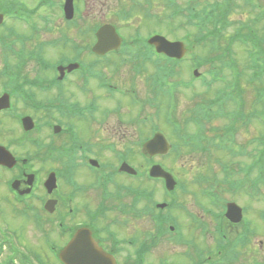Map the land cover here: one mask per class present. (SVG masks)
I'll return each mask as SVG.
<instances>
[{
	"label": "rangeland",
	"instance_id": "1",
	"mask_svg": "<svg viewBox=\"0 0 264 264\" xmlns=\"http://www.w3.org/2000/svg\"><path fill=\"white\" fill-rule=\"evenodd\" d=\"M48 1L41 0L40 2L37 0L39 3L37 4L36 0H20L22 2L21 5L24 7L30 9L36 7L38 14L33 19L35 23L32 25L26 23L25 27H22L18 22L13 24H15L17 31H23L27 34L32 32V29L28 28V26L31 28L35 27V37L39 41H50L56 38L58 42L55 45H48L52 63L63 55L68 56V47L63 49L59 45L64 40V33L75 39L74 46L77 45L80 49L82 42L85 43V41H82L81 33L86 32L88 37L86 42L92 43L94 37L91 34L95 25L100 21L115 22L128 39L131 34L132 37H137L138 42L145 41L147 37L155 32L172 40L184 39L189 47L188 58L179 64L178 73L174 75L173 83H170L171 89L179 79L183 82L181 85L183 90L179 89V96L175 98L176 101L178 100L176 107L178 115L174 116L182 122L191 119L186 125L188 131L192 134L197 133L198 127L200 128L199 124L196 121L194 123L191 118L192 114H195V112L193 113V108L198 103L202 105L200 107L202 112L206 108V115L215 116H213L212 120H202L205 129L207 128L208 131L215 133V130L210 126L223 129L230 127L233 122H236L233 129L237 133L236 139L238 142H236V145L239 147L236 146V153L238 158L232 156L235 153H228V155L226 151L220 150L214 154V157L222 160L221 166L214 158H210L204 152L192 154V152L182 149L176 155L155 156L156 162H164L187 185L185 190L177 189V194H171L170 197H167L160 181L148 179L146 171L149 167L148 162L142 155L139 156L138 154L143 142L140 140L150 135L153 126H159L167 136L172 134V128L166 122L168 99L162 93H159L156 87V82H159L155 78L156 66L159 65L152 61L137 65L138 60H134L132 54L125 53H114L115 55H110L108 60L104 59L102 61L100 59L96 62H91L90 60L95 57H90V63L98 65V67L94 68L103 72V77L107 84L111 85L105 88L104 95L98 99L96 97L95 101L91 100L93 99L91 91L88 94L81 91L79 77L73 76L68 80L65 88L67 100L80 102L82 105L87 103L84 106L83 117L71 121L77 126L78 131L74 130L71 134L79 139L78 144L73 142L71 136L65 132L58 135L52 133L51 123L49 122L53 120V117L50 116L60 114H53L54 112L45 110L36 111L30 108L32 107L31 105L24 104L26 101L21 96H17L18 98L15 96L14 98L15 110L12 111L13 113L0 115L1 142L7 145L13 144L10 146L11 150L13 149L20 155L31 154L34 158L31 160L33 168L38 170L41 167L43 169L62 167L64 169L65 166L73 167L72 165H76L73 167L74 174L70 182L65 177H62L61 181L59 180L61 184L59 194L61 197L58 210L63 209L64 211L56 212L57 221L45 224L47 233H42V222H36L35 220L36 213H41L39 210L42 211L43 208L42 200L44 199V194L42 187H39L35 191V195L30 197L28 201L30 204L33 202L34 209L29 214H25L24 207L15 204L12 195L9 193L10 190L6 186L12 174L4 173L0 169V228H3L9 237L5 241L4 252L0 251V263L3 261L4 264L6 257L20 256L23 253L24 258L26 256V261L32 264H40V259H37V263L35 261L37 255L45 261L44 264H62L58 259L56 250L59 251L61 249L63 244L61 239H65L66 236L60 234L59 224L63 221V224L73 226L89 222L93 218L88 215L86 209L91 208L94 210L98 207L96 205L101 196V190L94 185L95 176L86 167L88 166V157H85L82 151L76 150L77 147L72 150L69 156L72 161H64L63 166L61 162L58 160L54 161L51 157V153L58 148L63 153H66L65 148L69 144L71 146L84 144L83 149H93V153L90 155L91 158L100 159L108 162V164H114L118 159V153L114 152V150L123 152L127 150L126 147L129 150H133L128 154V158L131 164L140 171L139 176L135 179L122 174L118 182H115L111 187L108 186L107 192L108 194L112 193L113 197H107L103 202L110 204L113 209H110L106 215L93 220V223L101 229L100 235L104 243L107 245L113 244L115 241L120 243L119 248L123 252L119 254V257L123 262L127 260L125 257L131 256L134 251L133 244H130L129 240H134L135 245H138V249L141 243L148 241L150 238L155 241V245L146 252L144 264H163L164 261L169 264H223L222 257L228 260L231 258L232 252H237L239 257L231 264L264 263L263 178L258 172L253 173L247 170L250 168L249 164L257 161L256 158H264V140L262 139V142H260L261 138H259L264 137V120L258 115H249L254 109H260V112L264 109V103L258 99L259 93L257 90V87L264 85V72L261 73L263 79H255L254 84L251 82L250 77L253 69H248L246 66L249 62L245 57V48L241 43H235L232 52L224 51L228 57L231 56L237 60L240 76L238 85L234 84L236 74L229 69L225 71L226 77L224 78L226 82L218 81L216 72L224 68L219 63V59L211 63V65L205 64L200 68V71L204 73V79L201 80L193 77L192 74L194 57L201 54V60L204 63L214 54L210 52L208 47L205 48L204 44H201V46L196 45L194 38L195 35H199V29L185 22L186 14L188 13L187 7L191 6L193 0H181V13L171 18L168 17V13L171 10L167 7L165 0H81L78 14L76 13L77 18H79L78 25H72V23L68 22L58 12V6L50 10L46 6H41L48 5ZM212 1L215 2V0ZM220 1L225 2V0ZM258 1L264 4V0ZM228 5L230 6L228 14L231 22V27L228 29L231 32L230 34L234 35L236 28L243 24L242 22H251V26L254 25L253 19L258 11L252 9L245 0H230ZM45 15H52V20L51 18L49 20L44 19ZM210 18L212 19V17ZM262 25H264V20L257 24L258 27ZM207 41L210 40H202L201 43ZM220 43L225 48L229 44L227 38L221 39ZM68 44L69 42L67 46ZM78 52L76 49V54ZM4 57L0 53V72L3 71L4 64L2 60ZM138 66L142 68L143 72H138ZM46 69L38 68L34 63H29L25 67L23 78L42 79L44 76L48 77L47 74L50 76L54 75V70V72L51 70L46 73L44 72ZM5 71L0 75V91L9 85L3 77ZM157 71L160 72V70ZM94 78H89L90 80L86 83L87 86H96L99 81L101 84L100 78ZM207 86L210 87L208 88ZM152 90H155L156 95L159 96L157 98L159 99L158 104L161 106L159 115H156L155 107L148 105L140 112L137 105L135 106L132 101L133 98L138 100H142V97L151 98L153 96ZM218 91H221V93L215 99ZM48 94L39 91L35 100L45 106L49 105L51 96H48ZM243 105L248 115H237L238 118L235 119L234 114L241 111ZM25 112L33 114L35 121L42 125V129H34L25 134L21 125L19 126L17 120L11 115ZM67 115L70 114L68 113ZM230 115H234V120ZM43 123H47V125L44 126ZM65 140L67 141L66 143L64 142ZM35 141H38L40 145L35 144ZM245 145L246 150L240 147ZM243 150L244 152H242ZM231 161L239 162V164L243 165L244 171L241 179L245 177L250 192L254 188V191H261L262 197L261 199H254L247 196L244 192L233 190L227 192L223 190L222 196L226 198V201H235L239 205L244 206L245 219L242 222L243 224L238 226H231L229 223L225 224L224 229L228 226L229 230L223 232L225 238H222L217 231L221 220L217 218V215H220L222 208L213 206L211 199L203 193L202 188L194 180L198 175L205 176L208 180L205 187L210 190L215 187V181L222 185L226 172L225 166L230 164ZM232 167L237 169L234 163ZM262 169L264 170V166L258 165L257 170L260 171ZM69 174H71V171H69ZM234 179H238V175L234 176ZM255 180H257V186L255 183H253L255 187L250 186ZM128 188L144 189L145 192L153 193L152 195L139 196L134 206V211H140L138 215L134 212L129 213L127 210H117L122 204L128 209L132 207L136 192L128 193ZM221 189L222 186H220L219 191ZM71 192H74L75 196L69 199L67 193ZM175 198L176 205L182 204L183 207L180 206L174 209L169 207L162 209V211L164 212L163 214H172L166 216L174 217L180 226L181 235L176 234V230L170 231L168 225L160 235V229L157 228V224L153 220L152 210L154 207L157 209V203L161 201L170 202ZM23 205L25 206V204ZM73 207H75V210H73ZM70 208L72 211H70ZM208 209L211 211H208ZM66 211L70 212L66 213ZM61 212L64 214L63 216L60 215ZM199 223H201V227ZM224 223L227 222L225 221ZM245 226L250 233V242L246 245L240 243ZM156 229L155 239H152L150 237L151 232ZM48 239L55 240L58 246H50L47 242ZM219 241L223 243L220 252L208 253L207 250L217 251ZM196 247L204 250L201 258H195ZM135 258V255L129 257L127 264H132ZM20 261L21 259L19 258ZM10 264L19 263L16 261Z\"/></svg>",
	"mask_w": 264,
	"mask_h": 264
},
{
	"label": "flooded vegetation",
	"instance_id": "2",
	"mask_svg": "<svg viewBox=\"0 0 264 264\" xmlns=\"http://www.w3.org/2000/svg\"><path fill=\"white\" fill-rule=\"evenodd\" d=\"M39 1L41 2V0ZM65 1L66 0H49L47 2L48 5H41V6L48 7V10H50L55 6H58V12L61 13L63 17H65V11H64ZM80 1L81 0H74L75 15L71 19L65 18L68 22L72 23V25L79 24V18H77L76 13L78 14ZM36 3L39 4L37 0ZM21 4L22 2H20V0H0V53L5 56L4 59L2 60L4 64L3 69L6 70L4 74V79L9 84L8 87L5 86L3 88V91L0 93V95L2 93H3L2 95H4L5 93L8 92L11 95V100L13 101L15 96L16 97L21 96L26 102H33L36 101L35 99H37V92L43 91L49 93L48 96H51L49 100L52 109L51 112H54L53 114H60V115L50 116L53 117V120L49 122L51 123L52 133L54 135H58V134H63L65 132L66 134H69L71 136L73 142L79 143V139L75 138L71 134V132H73L74 130L78 131L76 124L71 121L76 120V118L80 119L81 117H83L84 115L83 111L85 109L84 106L87 103L82 105L80 102L68 101L66 98L65 88L68 80H70V78H72L73 76H76L80 78L79 87L81 88V91L85 94H88L89 91L92 92L93 99L91 100H95L96 97H97L96 99H98L100 98V96L102 97V95H104V88L105 87L107 88L106 86L107 83L103 77V72L98 71L94 68L96 66L98 67L96 63H90V61L96 62L101 59L100 55L93 51V46L96 40V34H95L96 30L91 34L93 35L92 37H94L92 43H90L89 41L86 42V40L88 39V37L86 36V32L81 33V36L83 37L82 41H85V43L82 42V46L80 49L77 47V45L74 46V42L76 40L64 33V37H63L64 40L59 45L63 49H66V47H68V56L63 55L58 60L52 63L51 54L48 45H55L58 42V40L55 38L50 41H39V39L37 40V38L35 37L36 35L34 31L35 27L31 28L30 26H28V28L32 29V32L30 34H27L23 31H17L15 24H13L15 22H18L20 25H22V27H25L26 23H28L29 25L35 23L33 19L36 18L35 16L38 14L37 8L33 7L32 9H30L28 7L22 6ZM51 17L52 15L51 16L45 15L43 18L49 20ZM105 23L106 21H100L97 25H95V29L99 28ZM68 42L69 44L67 46ZM130 43L135 44V41H131ZM76 49L77 51H79L78 54H76ZM102 56L104 57L105 55ZM90 57L92 58L95 57V58L90 60ZM102 61H104V59H102ZM29 63H34L38 68H43V69L47 68L46 70H44V72L46 73L50 72L51 70L52 71L54 70L55 71V72L53 71L54 75L50 76L49 74H47L48 77L44 76L42 79L41 78L25 79L23 78V75L25 72V67ZM95 73L97 74L94 76ZM90 77L100 78L101 84L99 81L97 83L98 85L96 86L94 85H91V87L87 86L86 83L90 80L89 79ZM110 85L111 84H109L108 86ZM3 113L4 111L0 110V115ZM68 113L70 115H67ZM46 125L47 123H45V126ZM64 142L66 143L67 141L65 140ZM0 143L7 146L10 150H11L10 146L13 145V144L7 145L1 141ZM79 145L81 148H84V144H79ZM75 146L77 145L74 144L73 146H71L69 144L65 148L66 153H63L61 149L58 148L51 153V157L53 158L54 161L58 160L59 162H61L63 166L64 165L63 162L67 158H69V160L72 161L69 156L71 155L72 150H74ZM11 151L17 159L16 163L11 168L0 165V169H3L4 173L12 174V177L10 179L11 181L10 186H12V183L16 181L15 182L16 189H14L12 186L13 188L12 193L15 196L14 198L24 201L27 199V197H31L32 195H35V191L39 187H42L44 194L43 200L45 201L48 199L57 200L55 210L53 212L47 211L49 214L45 216V218H43L44 225H43V229L41 230L42 233H47L45 224H49L51 221L52 222H55V220L57 221L58 218L56 216V212L64 211L63 209L58 210V205L61 197L59 194V190L61 188V184L59 181V172H61L62 167L61 168L49 167L47 170L41 167L40 169L37 170L32 167L31 160L34 158L31 154L20 155L13 149ZM83 152L89 156V160H87L88 162L97 159V158L92 159L90 156L93 153V149H84ZM97 160L101 161L100 159ZM54 171L57 174V185L53 190V192L49 194L44 184L48 179L49 174L53 173ZM89 171L92 172L93 170H89ZM30 175L33 176L32 177L33 180L29 179ZM69 179L70 176H68V181ZM94 185L101 190L100 192L101 196L96 205L98 206L99 209L102 206L103 200L107 196L108 189L105 188L104 181L99 182V178L96 176L94 179ZM67 194L69 199L73 198L71 193H67ZM70 211H72L71 208ZM92 211L93 209L91 208L86 209L88 215H94L99 210L96 212H92ZM69 212L66 211V213ZM60 215L63 216L64 214L61 212ZM60 232L66 233L63 230H60ZM72 235L73 232L72 233L67 232L66 235H63L66 236V238L61 239V243H63L62 247L68 243ZM47 242L49 243L50 246L53 247L58 246L55 240L48 239ZM97 242L103 249H105L109 253H113L114 255L116 252V248L119 247V242H114L113 244H109V245L102 242V240ZM248 242L250 241L247 240L244 243V245H246ZM133 247H134V251L133 254H131V256L135 255L136 256L135 260L137 261L138 259L137 245H133ZM116 261L118 264H122V260L118 255L116 257ZM258 264H264V263H258Z\"/></svg>",
	"mask_w": 264,
	"mask_h": 264
},
{
	"label": "trees",
	"instance_id": "3",
	"mask_svg": "<svg viewBox=\"0 0 264 264\" xmlns=\"http://www.w3.org/2000/svg\"><path fill=\"white\" fill-rule=\"evenodd\" d=\"M180 1L181 0H165L167 7L171 10L170 13H168V17H175L181 13L182 5ZM245 1L252 9L257 10L258 13L253 19V26H251V22H242L243 24H240L236 28L234 35L230 34L231 32L228 30L229 27H231V22L228 18L230 11V6L228 3L230 0H225V2H221L220 0H215V2L212 0H193L191 6L187 7L188 13L186 14L187 18L185 21L186 24L188 23L190 26L193 25L199 29V35H195V38L200 41V45H198L201 46V44H204L205 48L208 47L210 52L214 54L207 60L206 64L211 65V63H214L217 59H219V63L224 67L216 72V77L218 80L225 79V69H229L232 70V73L236 74V77H234L235 85H238V81L240 80L237 60L231 56L228 57L224 52L225 50L232 52L233 45L235 43H241V45L245 48V57L249 62L246 66L248 69H253L252 76L250 77V80L253 84L255 83V79H263L261 77V73L264 72V69H262V67H264V25L261 27L257 26L258 23L264 20V4L258 0ZM210 17H212V19ZM226 38L229 44L228 47L225 48L222 43H220V41L221 39L224 40ZM206 39H209L210 41L201 43L202 40ZM257 88L259 93L258 99L260 102L264 103V85H260ZM206 110L207 109L205 108L203 113L200 115H203V117L208 119L212 118V115L205 114ZM241 111H238L234 115H248L246 114L247 112L244 108V105L242 106ZM249 115H258L264 120V109L261 112L260 109H254L249 113ZM173 124L175 132L180 138L193 139V137H197L196 134H192L188 131L187 126H185L181 120L177 119ZM259 138L264 140V137ZM226 140H236L235 132L233 133L232 131L231 135L226 137Z\"/></svg>",
	"mask_w": 264,
	"mask_h": 264
},
{
	"label": "water",
	"instance_id": "4",
	"mask_svg": "<svg viewBox=\"0 0 264 264\" xmlns=\"http://www.w3.org/2000/svg\"><path fill=\"white\" fill-rule=\"evenodd\" d=\"M69 15L72 14V5L69 2L67 5ZM115 29L111 25L102 27L98 35V43L94 50L98 53H104L111 48L116 47L119 43V37L115 34ZM155 43L157 47H160L167 54L181 58L184 56L186 49L182 42H170L164 37L156 36L150 40ZM163 135L157 134L151 141L146 143V150L151 154L158 152H166L167 144ZM5 156L4 163L12 166L14 158L12 155L2 146H0V157ZM1 162V161H0ZM153 175L165 176L168 180V186L173 188L174 181L171 177L162 170L159 166H155L152 170ZM61 259L67 264H115L113 259L94 241L91 233L87 229H82L76 233L75 237L69 243V245L61 252Z\"/></svg>",
	"mask_w": 264,
	"mask_h": 264
}]
</instances>
